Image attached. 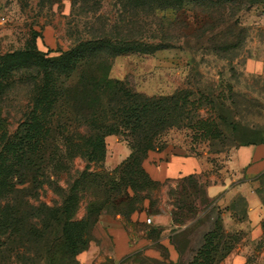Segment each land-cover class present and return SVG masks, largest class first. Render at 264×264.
Wrapping results in <instances>:
<instances>
[{"label":"trees","instance_id":"obj_1","mask_svg":"<svg viewBox=\"0 0 264 264\" xmlns=\"http://www.w3.org/2000/svg\"><path fill=\"white\" fill-rule=\"evenodd\" d=\"M146 1L120 3L138 10ZM158 8L150 6V13L155 15ZM167 46L102 32L77 40L55 56H46L36 48L0 55V255L11 247L19 250L31 242H46L49 230L59 225L56 239L63 242L65 258L50 264H79L76 256L87 250L90 231L104 207H109L111 214L128 215L159 188V182L149 177L142 164L150 152L165 148L161 140L165 131L184 123L188 101L179 94L145 96L131 91L122 80L111 78L109 69L111 59L122 53H152ZM15 85L26 87L27 98L17 127L11 131L2 111ZM118 133L130 147L126 159L110 172L89 170V164L96 165L105 151L106 136ZM193 135L203 141L214 136L208 129L196 130ZM58 137L64 138L70 152L87 165L66 187L53 185L60 199L49 205L38 200L43 184L39 175H44L45 164L38 165L35 159H41L42 154L38 155L49 147V138L53 144ZM251 143H264V139L251 138L239 145ZM52 148L47 162L53 161ZM10 153L14 161L6 167L3 161ZM21 164L34 167L32 173L21 171ZM11 170L13 175L5 178ZM175 181L168 197L176 225L170 238L179 252L176 264H217L234 249L240 233L225 230L218 206L207 196L197 175ZM89 191L94 194L93 199L86 197L84 216L74 218ZM241 205L243 218L246 202L239 196L233 206L239 210ZM206 222L209 226L201 231L194 247L189 235ZM48 239L55 241L54 237Z\"/></svg>","mask_w":264,"mask_h":264},{"label":"rangeland","instance_id":"obj_2","mask_svg":"<svg viewBox=\"0 0 264 264\" xmlns=\"http://www.w3.org/2000/svg\"><path fill=\"white\" fill-rule=\"evenodd\" d=\"M146 2V6L133 10L123 7L120 0H101L100 4L98 0H0V55L36 48L46 56H55L77 40L102 32L168 45L152 53L125 52L113 57L109 76L145 96H185L188 114L184 123L164 132V150L197 153L215 167L224 168L241 142L264 139V0ZM150 6L159 7L155 15L150 13ZM26 91V87L15 85L3 103L2 112L11 131L16 129L26 104ZM207 129L214 134L209 141L193 135L196 130ZM51 141L49 138V147L41 149V159H35L36 164H45L44 175H39L43 184L38 200L49 205L60 199L53 185L66 187L87 165L82 157L70 152L64 138H55L53 144ZM105 143L98 163L91 162L89 170L110 172L130 153L121 133L106 136ZM51 148L53 161L47 162ZM13 157L10 153L3 161L6 167ZM25 166L21 164V171L31 174L34 167ZM11 175L12 170L4 177ZM256 186L264 198V177ZM92 191L84 197L74 218L84 216L86 199H93ZM239 210L241 213L242 205ZM109 214L110 208L104 207L100 216ZM100 216L90 231L89 244L105 237L96 229ZM207 226L208 222L189 235L194 247ZM59 227L49 230L46 242H31L19 250L4 249L0 264L60 262L65 253L62 240L56 239ZM50 237L55 241L50 242ZM239 241L238 246H246L242 250L248 257L247 264H264V236L251 240L245 227L240 230Z\"/></svg>","mask_w":264,"mask_h":264},{"label":"crops","instance_id":"obj_3","mask_svg":"<svg viewBox=\"0 0 264 264\" xmlns=\"http://www.w3.org/2000/svg\"><path fill=\"white\" fill-rule=\"evenodd\" d=\"M142 165L149 177L159 182V188L128 215L100 216L96 229L105 237L91 241L78 255L79 264H176L179 252L170 240L176 225L168 190L176 185L175 180L189 174L198 176L207 196L218 206L226 231L240 233L246 227L251 240L263 239L264 204L256 183L264 177V143L237 146L224 168L199 155L164 149L150 152ZM239 196L246 202L243 218L233 206ZM145 214L150 215V224H146ZM239 242L217 264H247L242 250L246 246H238Z\"/></svg>","mask_w":264,"mask_h":264},{"label":"built area","instance_id":"obj_4","mask_svg":"<svg viewBox=\"0 0 264 264\" xmlns=\"http://www.w3.org/2000/svg\"><path fill=\"white\" fill-rule=\"evenodd\" d=\"M2 20H3V18H2ZM145 221H146L147 223H150V222H151V217H147V218L145 219Z\"/></svg>","mask_w":264,"mask_h":264}]
</instances>
